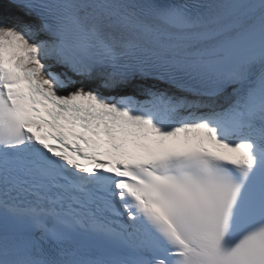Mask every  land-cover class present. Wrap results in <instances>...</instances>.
<instances>
[{
  "label": "snow or ice",
  "instance_id": "snow-or-ice-1",
  "mask_svg": "<svg viewBox=\"0 0 264 264\" xmlns=\"http://www.w3.org/2000/svg\"><path fill=\"white\" fill-rule=\"evenodd\" d=\"M0 264H264V0H0Z\"/></svg>",
  "mask_w": 264,
  "mask_h": 264
}]
</instances>
